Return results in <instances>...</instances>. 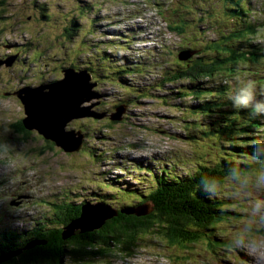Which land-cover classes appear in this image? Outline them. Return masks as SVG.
<instances>
[{
  "label": "rangeland",
  "instance_id": "obj_1",
  "mask_svg": "<svg viewBox=\"0 0 264 264\" xmlns=\"http://www.w3.org/2000/svg\"><path fill=\"white\" fill-rule=\"evenodd\" d=\"M160 1L165 7L163 14L149 0H0V132L8 129L0 135V144L10 145L6 151L0 150V209L3 210L0 244L6 242L2 230L27 233L38 228V223L47 222L55 211L53 202L98 206L93 198L106 197L100 189L122 194L125 190L120 186L131 191L137 185L138 192L144 195L150 191L147 188H155L154 178L163 171L172 170L183 179L196 174L198 167L212 166L220 155L227 157L230 153V130L222 139L210 133L218 129L217 116L221 110L215 109L210 117L203 116L201 102L212 97L200 92L221 85L230 89L231 96L254 80L257 99H264V84L258 88L264 82V0H243L239 6L228 2L234 19L225 15L223 0ZM173 9L179 10L178 15L171 14ZM241 10L258 27L253 44L261 58V67L249 65L247 58L238 62L239 68L235 70L236 58L218 56L215 50L206 51L193 60L215 57L218 63L230 68V77L214 82L209 78L171 82L176 75L175 67L178 72L185 71L182 65L176 66L178 54L188 50L184 48H203L219 39L221 33L237 28L238 22L242 25ZM167 18L176 24L178 19L190 21L187 36L182 38L171 32ZM67 28L72 39L66 34ZM241 44L247 52L250 50L249 42ZM167 47H172L169 53ZM14 50L23 54L13 55ZM113 56H120L117 62H121L115 64L118 66L115 70L108 68ZM12 59V65L8 66ZM63 68H76L93 75L91 83L96 84L93 91L102 97L86 102L83 109L91 110L95 105L93 112L112 115L118 113L113 111L115 105L120 103L118 109L122 105L125 108L119 123L109 122V116L100 122L93 118L70 122L66 130L85 133L82 150L73 153L64 152L35 131L26 136L17 132L16 126L14 129L15 123L26 115L13 93L28 89L29 85L37 86L40 80L45 86L60 82ZM126 68L130 72H126L125 81H120L116 70ZM184 89L187 95L181 94ZM145 93L148 96L143 97ZM192 105L197 109L194 117L189 113ZM245 112L250 115V110ZM257 127L259 131H250V136L264 139V116ZM234 158L237 162L246 161L239 156ZM230 182L223 184L221 192L213 198L238 206H230V220L218 225V241L223 244L202 236L204 241L183 248L169 244L162 237L147 235L137 239L134 251L128 250V254L133 253L131 256L112 251L109 259H99L105 262L95 264H253L257 260L255 256L229 244L234 231L244 223V219L232 218L238 215L245 218L247 201L264 193L249 191L236 198ZM64 194L68 197L64 198ZM20 196H26L22 204L11 206ZM103 205L111 211L118 207L115 203ZM64 264H76V261L67 259Z\"/></svg>",
  "mask_w": 264,
  "mask_h": 264
},
{
  "label": "trees",
  "instance_id": "obj_2",
  "mask_svg": "<svg viewBox=\"0 0 264 264\" xmlns=\"http://www.w3.org/2000/svg\"><path fill=\"white\" fill-rule=\"evenodd\" d=\"M149 1L155 2L159 7V13L163 14L165 7L161 5L162 1ZM228 2L230 3V0L224 1L225 15L234 19ZM178 13L179 10L176 9L171 11L172 15H178ZM233 13L237 12L234 11ZM239 13L243 16L242 18L244 20L246 13L243 10ZM165 20L168 29L171 32L178 33V36L182 38L187 36L188 28L191 29L189 24L190 21L178 19V24H176L177 22L175 23V20L171 21L170 18ZM66 34L69 39L73 38L70 28L66 29ZM253 34H255V27L250 25L249 20L246 18L245 24L242 23L241 25V23L238 22L237 28H234L230 32L221 33L219 39L208 43L209 45L206 44L203 48L195 49V46L192 48H184L188 49V51L196 50L198 53L194 54V56L187 61L178 59L179 64H176V66L182 65L185 67V71L178 72L177 68L174 66L176 75L171 78L170 81H196L199 78H209L214 82L217 78L230 77V68H225L222 63H218L219 59L215 57L207 61L202 59L193 60V58L198 55H204L206 51L212 52L215 50L218 56L222 55L229 59L230 56L236 58L235 61H233L234 67H238V62L246 61L248 52H251L252 58H254L256 62H259L261 58H259V54L256 52V45H254L253 41L249 38V36ZM246 41L249 42V45L246 44ZM241 42H244L245 45L250 47L248 52L246 51V46L242 45ZM238 48H241L240 51H237ZM167 50L170 52L172 47H169ZM12 52L13 55L17 54V52L20 53V55L23 54L21 51L19 52L16 50ZM24 54H27V51H25ZM118 57L120 56L111 57L109 66L112 68L108 67L109 69L115 70L118 68L115 64H121V62H117ZM124 60H126V57ZM206 64L210 65L207 66ZM141 68L142 67H140V69ZM65 69L66 68H63V70ZM235 70H237V68H235ZM235 70L234 72H237ZM127 71H129L128 68L123 71L116 70V75L120 76V81H125ZM168 77L169 75H166V78ZM93 78V82H96L97 79H95V77ZM42 85H45V83L40 80L37 86H29L35 88ZM200 93L210 94L212 97L211 100L209 99L201 102L202 105L200 109L203 116L210 117V113H213L215 109L221 110L217 116L219 119L218 129L210 133H216L219 139H222L227 131L230 130V153H227V157L220 155L214 161V165H203L198 167L195 171L196 174L193 176L189 175L183 179L174 175L172 170H170V172L163 171L160 176H155L154 178L155 188H147L150 191L144 195L138 192L139 189L137 185L132 188L131 191L125 189L124 186L116 185L122 187V190H125L121 191L122 194L104 191L99 188L106 194V197H103L101 200L99 198H93V200H96L98 204H117V209H114L117 215L107 220L99 230L82 232L83 229H78L66 239L63 233H65L72 223L78 220L84 205L82 203L76 204L70 201L52 203L55 211L53 215L47 219V222L38 223V228L32 229L27 233L16 232L17 230L9 233L10 237L5 238V244L0 245V258L9 257L13 253H16V255L2 264H63L67 259L74 261H81L86 258H93L95 260L99 258L109 259L112 256V251L113 253L119 251L121 254L131 256L132 254H128V250L131 249L134 251L135 246L138 244L137 239L147 235H155L159 238L162 237L168 241L169 244L183 246V248L189 244L196 245L204 241L205 238H202V236L209 237L206 239L211 242L214 241L213 243L219 242L217 235L219 232L218 225L221 223L224 224L226 220H230L229 209L232 206H238L231 202L226 203L224 201H214L213 198L209 199L200 189L199 180L206 175L210 177L214 176L221 180L222 185L225 183V185H228L230 181L226 180V172L229 163H237V165H243L245 167L253 164L250 157L254 150V142L259 138L255 136L251 137L250 131H259L257 125H260L262 116L251 117L245 110L233 108L231 101L228 99L230 89L222 87L221 85L215 88L211 86L207 91L202 90ZM181 94L187 95V89H184V92ZM145 96H148V94L145 93L143 97ZM115 106L116 109H113L114 112L117 111L120 103ZM189 113L194 117L197 113L196 106H190ZM102 114H104V112H102ZM106 114L107 117L109 116L107 120L111 123H119L122 121H112L110 118L111 115L108 113ZM239 115L240 117H238ZM94 120L100 122L99 119ZM15 126L17 132L24 133L26 136L34 132L27 131L22 124V120L18 121L14 127ZM205 134L207 135L208 133ZM238 137H240L239 141L237 140ZM47 142L54 144L51 141ZM234 156L244 158L246 161L251 160V163L246 161L237 162ZM152 163L154 162H151V164ZM147 165H145V167ZM132 191H136L138 194L132 193ZM126 194L129 195L126 196ZM129 197L132 198L128 200ZM145 204H152L154 206V210L150 215L138 217L136 214L130 213V210L141 208ZM232 219L241 221L244 218L238 215V217ZM44 241L47 242L46 245L34 246L37 242ZM211 244H209V246L215 249L216 247L211 246ZM219 244L223 243L219 242ZM32 245L34 247H32ZM98 253H101V255Z\"/></svg>",
  "mask_w": 264,
  "mask_h": 264
},
{
  "label": "water",
  "instance_id": "obj_3",
  "mask_svg": "<svg viewBox=\"0 0 264 264\" xmlns=\"http://www.w3.org/2000/svg\"><path fill=\"white\" fill-rule=\"evenodd\" d=\"M198 51H182L178 55L181 61L189 60ZM13 59L8 61L11 66ZM2 62H0L1 64ZM64 78L62 81L53 85H42L39 87H28V89L14 92L23 105L25 118L22 124L27 131H35L46 141L53 142L64 152L73 153L82 150V140L84 134L81 131L66 130L68 124L76 119L94 118L103 119L107 114H97L92 108L83 109L82 105L91 102L93 99H100L102 95L94 92L96 84L91 83L92 76L86 71L76 69L63 70ZM118 113L112 114V121H121L125 111L124 106L117 110ZM52 124V125H51ZM73 138V139H71ZM71 139V140H70ZM76 140V141H75ZM78 145V146H77ZM19 203H12L18 206ZM154 210L152 204H145L141 208L130 210V213L138 217L150 215ZM127 211V210H126ZM117 213L103 205L83 206L81 216L72 223L65 231V239L74 234L75 230L83 229L82 232H92L99 230L107 220L112 219ZM86 225V226H85ZM47 242H37L34 246L46 245ZM32 245V247H34ZM31 248V247H30ZM1 257L0 264L14 257Z\"/></svg>",
  "mask_w": 264,
  "mask_h": 264
},
{
  "label": "clouds",
  "instance_id": "obj_4",
  "mask_svg": "<svg viewBox=\"0 0 264 264\" xmlns=\"http://www.w3.org/2000/svg\"><path fill=\"white\" fill-rule=\"evenodd\" d=\"M224 3V0H223ZM233 108L250 110L252 116H264V99H257L256 85L248 81L228 97ZM5 128L0 135L6 134ZM10 145L0 144V150L6 151ZM253 164L245 167L229 163L226 180L231 181L234 197L238 198L249 191L264 193V139L254 142L251 153ZM222 182L214 176H203L199 180L200 189L209 199L216 197L222 190ZM248 212L244 223L234 231L229 244L233 249L246 250L257 258V264H264V196H257L247 201Z\"/></svg>",
  "mask_w": 264,
  "mask_h": 264
},
{
  "label": "flooded vegetation",
  "instance_id": "obj_5",
  "mask_svg": "<svg viewBox=\"0 0 264 264\" xmlns=\"http://www.w3.org/2000/svg\"><path fill=\"white\" fill-rule=\"evenodd\" d=\"M74 69H76V68H74ZM76 70H78V69H76ZM63 70H61V72H62ZM58 80H61V79H58ZM29 87H31V86H29ZM17 123H15V125H16ZM14 129H15V127H14ZM16 130V129H15ZM74 131V130H73ZM79 131H82V130H79ZM83 133H84V131H82ZM85 134V133H84ZM66 196H68V195H66ZM53 203H55V202H53ZM2 233H3V235H4V239L5 238H7V237H10L9 236V232L8 231H5V230H2ZM7 233V234H6ZM1 245V244H0ZM135 250V249H134ZM118 252V251H117ZM120 253V252H119ZM123 253V252H122ZM121 254V253H120ZM133 254V253H132ZM97 262H103L102 260H95V259H93V258H86V259H83V260H81V261H77L76 260V264H95V263H97ZM65 263V261L63 262V264Z\"/></svg>",
  "mask_w": 264,
  "mask_h": 264
},
{
  "label": "bare ground",
  "instance_id": "obj_6",
  "mask_svg": "<svg viewBox=\"0 0 264 264\" xmlns=\"http://www.w3.org/2000/svg\"><path fill=\"white\" fill-rule=\"evenodd\" d=\"M225 1V0H224ZM240 3V5H243V0H230V3L231 4H235V3ZM247 5V4H246ZM244 7V6H243ZM246 10V12H247V9H245ZM257 22V21H256ZM235 24V23H234ZM250 24L253 26V27H255V29L257 28V25L255 24V23H251L250 22ZM134 32V31H133ZM207 33V32H206ZM133 35V34H132ZM195 41V40H194ZM195 44V43H194ZM248 58L250 59V61H249V63L251 64V62H253V60H255L254 58H252V53L251 52H248ZM260 58V57H259ZM247 59V58H246ZM247 63V62H246ZM254 63H255V61H254ZM249 67V66H248ZM185 68V67H184ZM247 68V67H246ZM250 68V67H249ZM184 71V70H183ZM246 71V70H245ZM248 71V70H247ZM243 73V72H242ZM249 74V73H248ZM246 75V74H245ZM241 76V75H240ZM244 76V75H243ZM247 76H249V75H247ZM245 77V76H244ZM218 79V78H217ZM243 79V78H242ZM250 79V78H249ZM262 80V79H261ZM243 81H244V79H243ZM260 82V81H259ZM255 83V82H254ZM260 84V83H259ZM52 125V124H51ZM82 132V131H81ZM82 134H84L83 132H82ZM81 144L83 145V143L81 142ZM57 203V202H56ZM245 253H248V252H245ZM249 256V255H248ZM251 258H252V256H251ZM99 259H102V258H99ZM254 259V258H253ZM252 260V259H251ZM253 262V261H252ZM257 263V260L256 261H254L253 262V264H256Z\"/></svg>",
  "mask_w": 264,
  "mask_h": 264
}]
</instances>
